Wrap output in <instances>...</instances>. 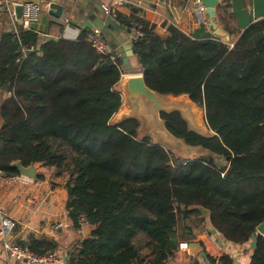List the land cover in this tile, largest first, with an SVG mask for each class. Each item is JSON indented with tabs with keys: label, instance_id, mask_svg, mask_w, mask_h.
I'll use <instances>...</instances> for the list:
<instances>
[{
	"label": "trees",
	"instance_id": "obj_1",
	"mask_svg": "<svg viewBox=\"0 0 264 264\" xmlns=\"http://www.w3.org/2000/svg\"><path fill=\"white\" fill-rule=\"evenodd\" d=\"M118 20L142 32L133 52L146 85L187 94L205 111L206 136L178 113L162 118L207 155L183 158L140 138L135 120L110 124L122 71L87 32L39 45L32 29L20 28L0 35V174L19 176L12 164L20 162L69 175L68 217L76 230L82 221L95 230L68 251V264H167L207 218L232 243L249 246L256 235L249 264H264V18L251 19L233 44L203 28L161 36L137 16ZM21 245L40 255L56 249L33 237ZM207 260L234 264L228 255Z\"/></svg>",
	"mask_w": 264,
	"mask_h": 264
},
{
	"label": "crops",
	"instance_id": "obj_2",
	"mask_svg": "<svg viewBox=\"0 0 264 264\" xmlns=\"http://www.w3.org/2000/svg\"><path fill=\"white\" fill-rule=\"evenodd\" d=\"M10 1L14 4L33 1L41 7L38 21L31 25L38 35L39 45L52 40H75L82 32L99 29L102 38L117 54L122 77L140 74L141 69L133 52L129 30L118 20V15L144 19L155 25V31L161 36H167L170 27L191 37L201 28L214 35L206 16L205 23L197 19L193 0H55L64 7L60 19L49 14V0ZM263 18L264 0H219L216 7L215 22L230 36V44L239 39L251 19ZM16 25H19L16 18L7 13L0 15L1 32H11ZM38 166L42 165L35 164L39 172L36 180L0 174V210L16 224L7 239L21 247H28L21 244L31 237L54 243L56 249L53 253L68 264V251L84 241L83 231L76 230L68 217L65 185L51 179L55 170ZM47 170L49 174L42 172ZM51 182L55 185H50ZM185 243L187 248L179 247L167 264H210L207 257L221 258L224 255L230 256L233 262L237 260L238 264H249L253 252L250 245L242 246L226 240L212 227L208 218L191 242L181 244ZM191 243L197 246L196 253L190 250ZM0 264L33 263L9 258L0 236Z\"/></svg>",
	"mask_w": 264,
	"mask_h": 264
},
{
	"label": "water",
	"instance_id": "obj_3",
	"mask_svg": "<svg viewBox=\"0 0 264 264\" xmlns=\"http://www.w3.org/2000/svg\"><path fill=\"white\" fill-rule=\"evenodd\" d=\"M201 2L205 7V16L207 17L209 26L213 29L214 36L220 37L224 39L226 43L230 44V36L222 32L215 22L216 7L219 0H201ZM14 9L16 20L20 21L22 19L21 3L16 2L14 4ZM49 14L60 19L63 17L64 7L55 0H49ZM115 90L121 96V105L111 118V125L117 126L125 121L135 120L139 123V132L153 138L154 142L158 145L171 150L177 149L185 154H191L193 152L194 156L199 155L201 152L207 155L201 148L191 146L182 138L173 135L167 129L166 121L162 118V114L170 115L178 113L187 123L190 132L206 136L204 132L208 129L206 126L205 111L199 107L189 95L181 94L179 96H174L173 94L156 92L146 85L142 73L123 76ZM3 98L4 93L0 89V129L3 125V120L1 118V104ZM12 167L16 168L19 175L24 178L36 180L39 176L35 164L24 167L20 162H15L12 164ZM197 209L204 216L209 213L201 207ZM93 230H95V227L87 224L83 225L82 231L84 240L90 236ZM257 233L264 236V221L257 226ZM256 246L257 236L254 235L252 236L250 247L254 250ZM189 248L196 253L195 248H197V246L195 244H189ZM233 263L238 264L237 260H234Z\"/></svg>",
	"mask_w": 264,
	"mask_h": 264
},
{
	"label": "built area",
	"instance_id": "obj_4",
	"mask_svg": "<svg viewBox=\"0 0 264 264\" xmlns=\"http://www.w3.org/2000/svg\"><path fill=\"white\" fill-rule=\"evenodd\" d=\"M193 1L194 12L197 16V19L201 23H205V7L202 5L201 0ZM21 5L22 19L19 21V25H16L11 31L14 34H18L20 28H23L25 30L31 29V25L38 21V17L41 11V7L33 1L24 2L21 3ZM3 13L9 14V16L13 19L16 18L14 3L12 1L6 0L4 2H0V15H2ZM128 30L129 38L132 43L136 42L142 36V32L140 31V29H138L133 23ZM87 37L92 47L98 54L107 57L111 62H113V64L119 66L116 52L102 38L101 31L99 29H94L88 32ZM85 224L86 223L82 221V225ZM15 226V221L11 217L3 215L2 211L0 210V236L4 239V248L9 258L25 260L33 264H65L62 259L53 252H48L46 254L40 255L34 253L28 247H21L10 242L7 238L11 236L12 232L15 229ZM180 247L187 248V244H181Z\"/></svg>",
	"mask_w": 264,
	"mask_h": 264
},
{
	"label": "rangeland",
	"instance_id": "obj_5",
	"mask_svg": "<svg viewBox=\"0 0 264 264\" xmlns=\"http://www.w3.org/2000/svg\"><path fill=\"white\" fill-rule=\"evenodd\" d=\"M206 135H208V130L207 131H205L204 132ZM139 137L140 138H143V137H147L145 134H143V133H141V132H139ZM153 139V138H152ZM153 141H154V139H153ZM172 151L176 154V155H180V156H182L183 158H193V157H200V156H202V155H204L205 153H203V152H201L199 155H197V156H194L193 155V152L191 153V154H185V153H183V152H181L180 150H177V149H172ZM218 164L219 165H222V164H225L224 162H223V160H221V159H218ZM40 169H42L43 168V166H38ZM54 169V168H53ZM55 170V169H54ZM42 172H44V173H47V174H49V171L47 170L46 172L45 171H42ZM53 175H54V177L53 178H51L54 182H59L60 184H62V185H65L66 183H67V181H68V179H69V175L66 173V172H64L63 173V176L62 177H59V178H57V177H55V172L53 173ZM50 185H55L53 182H51L50 183Z\"/></svg>",
	"mask_w": 264,
	"mask_h": 264
}]
</instances>
